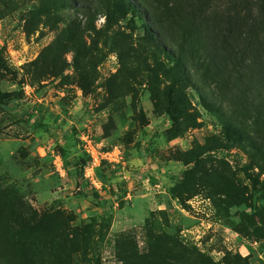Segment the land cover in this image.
Listing matches in <instances>:
<instances>
[{
    "label": "rangeland",
    "instance_id": "obj_1",
    "mask_svg": "<svg viewBox=\"0 0 264 264\" xmlns=\"http://www.w3.org/2000/svg\"><path fill=\"white\" fill-rule=\"evenodd\" d=\"M235 1L0 0V264H264V103L202 41L264 60Z\"/></svg>",
    "mask_w": 264,
    "mask_h": 264
},
{
    "label": "trees",
    "instance_id": "obj_2",
    "mask_svg": "<svg viewBox=\"0 0 264 264\" xmlns=\"http://www.w3.org/2000/svg\"><path fill=\"white\" fill-rule=\"evenodd\" d=\"M253 2V4L259 9V11L264 10V0H250ZM234 5L232 4L231 8H228L225 13H227L229 19H234L235 22L241 21L240 18V10L238 9V2L233 0ZM241 11L242 8H241ZM232 13V16L230 15ZM225 15V14H224ZM243 19V18H242ZM237 27H234L232 29H227L226 35L223 34L222 31H214L211 35L207 34L204 35L203 42L206 43V46L208 47L207 52L211 55V58L218 62L219 59H224V61L221 60L220 65H223L225 62L229 61V64H233L234 66L238 67V71H236L234 74H238V76L241 77V79L247 78V80L250 83V86H246L247 89H250V87L255 88L256 92L259 94V100L260 102L264 103V60L256 62L251 65V68L245 67L244 60H242V52L238 50L237 46H233L232 44L227 41L228 36L232 35V32H235ZM208 37V40H207ZM261 38V32L257 29L254 32V35L252 38H245L244 41L254 40L256 42V47L253 48L251 51L255 54H259L263 56L264 59V42L258 43L259 40L264 41V39ZM251 44V42H250ZM227 52L228 56L223 58L221 56L222 53ZM245 53V52H244ZM219 57V58H218ZM242 60V61H241ZM238 63V64H237ZM243 71H247L246 74H243ZM253 73H256L253 74ZM237 76V75H236ZM252 76L251 79H249ZM239 79V78H238ZM224 131L227 138L233 136L235 138V135L241 134L239 132L238 134H234V128L231 126V123L227 122L224 124Z\"/></svg>",
    "mask_w": 264,
    "mask_h": 264
}]
</instances>
